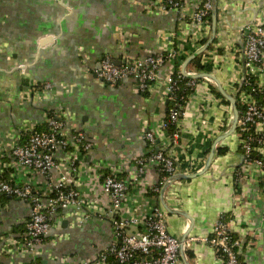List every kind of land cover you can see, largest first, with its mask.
<instances>
[{
	"label": "crops",
	"instance_id": "1",
	"mask_svg": "<svg viewBox=\"0 0 264 264\" xmlns=\"http://www.w3.org/2000/svg\"><path fill=\"white\" fill-rule=\"evenodd\" d=\"M201 1L187 0L183 12H161L151 0H0V177L29 184L43 199L49 195L51 184L59 172L68 169V163L61 161L59 168L41 174L14 161L10 147L15 137L22 141L31 132H23V127H45V115L51 111L69 112L70 125L84 131L92 142L76 176L84 202L81 209L69 207L57 213L34 257L23 251L11 256L2 253L4 237L20 241L21 226L31 205L0 193V262L103 264L99 256L113 241L114 232L105 216L110 201L103 191L102 177L112 171L129 183L118 214L123 219H138L130 226L131 232L141 231L145 216L160 207L165 210L169 232L181 238L190 220L168 212L160 193L151 192L160 178L151 153L166 140L156 137L151 144L143 137L165 117L160 91L164 77L174 68V59L160 67L158 87L146 95L135 90L131 79L111 86L102 84L94 77V70L103 55L121 61L126 56L142 58L161 50L176 51L181 68L183 60L202 45L201 37L191 38L195 29L189 18ZM215 5L216 39L200 62L228 93H233L243 79L242 29L248 23L264 22V0H216ZM187 68L191 69L189 64ZM45 82L52 87L44 96L24 95L25 89ZM209 83L213 82H198L185 106L179 139L166 145L176 162L175 173L200 170L215 138L231 125V105L221 102ZM227 138L216 144L205 172L174 180L164 188L163 201L168 208L193 219L187 239H194L185 247L191 253L190 264H218L213 249L200 238L211 233L224 212L233 218L234 230L243 238L239 249L242 262L264 264V190L260 180L249 175L235 190L233 172L240 165V154L235 151V137ZM218 147L228 150L220 154ZM62 155L64 152L58 151L57 160ZM139 159H143L141 172ZM82 212L91 216L79 222ZM106 264L119 263L113 259Z\"/></svg>",
	"mask_w": 264,
	"mask_h": 264
},
{
	"label": "built area",
	"instance_id": "2",
	"mask_svg": "<svg viewBox=\"0 0 264 264\" xmlns=\"http://www.w3.org/2000/svg\"><path fill=\"white\" fill-rule=\"evenodd\" d=\"M186 2L187 0H151V4L161 12L167 10L183 12L187 8ZM212 5V0H202L193 7L189 15L193 29H195L191 36L193 40L209 36L210 21L207 18ZM175 55L177 54L174 50H161L142 58L126 56L121 59L119 64L110 55H103L99 59V66L94 70V77L102 84L110 86L124 79H131L137 92L151 93L158 87L160 67L166 60L174 59ZM240 58L244 70L245 87L236 86L233 93H230L235 96L236 103L241 107V110H238L239 117L236 128L231 134L235 137V151L240 154V165L233 172V186L236 185L235 190H237L240 181L249 175V177L259 179L264 190L263 21L248 23L242 29ZM187 71L189 73L197 72L188 68ZM203 79L185 77L180 68L178 71H175L174 68L171 69L162 82L160 92H162L163 102L165 103L166 99L173 100L175 91L181 85L193 89L194 92L198 82ZM51 87V83L48 82L42 85L37 84L25 89L24 95L28 98L42 97L45 92L50 91ZM257 93H260V98L256 97ZM185 106L176 101L168 110L167 120L162 119L154 129H148L143 134L144 139L151 144L155 143L156 137L165 138L167 143H163L162 147L159 145L158 149L151 153V159L156 161L158 171L162 173L158 183L151 187V192L156 195L160 193L161 186L168 177L174 174L177 169L175 160L167 151L165 152V148L166 145L173 144L179 139ZM71 118L69 112L51 111L45 115L43 121L45 127L41 129L23 127V132L30 130L31 132H28L22 141L19 140V136L13 139L10 155L23 167L46 174L51 169L59 168V162L66 161L68 169L59 172V178L51 184L50 193L44 199L40 195H35L29 184H18L0 177L1 194L28 201L31 205V212L24 222V231L21 233L20 241L16 242L11 236L4 237L1 240L4 245L2 253L7 252L11 256L16 252L23 251L34 257L39 252V245L51 231L57 213L69 207L81 209L84 202L77 189L76 176H78V164L91 150L92 142L84 131L70 125ZM169 123H174L175 126L171 133L166 132ZM58 151H63L64 155L57 160L56 153ZM142 162L143 159H139V172L142 170ZM134 180H137V176L134 177ZM102 188L110 201L105 216L111 222L114 239L109 247L100 254L99 262L106 264L112 257L119 264H183L179 254V239L169 232L164 209L152 208L142 222V230L131 232L130 226L137 224L138 219L134 216L123 219L118 214L127 195L129 183L120 178L118 173L112 171L103 175ZM97 215L101 217L102 213ZM90 216V213L82 212L79 222ZM233 222V218L228 212L221 213L211 233L200 238L213 249L218 264H244L239 256L243 238L235 232ZM193 239H186L185 247ZM0 264L3 263L0 262Z\"/></svg>",
	"mask_w": 264,
	"mask_h": 264
},
{
	"label": "water",
	"instance_id": "3",
	"mask_svg": "<svg viewBox=\"0 0 264 264\" xmlns=\"http://www.w3.org/2000/svg\"><path fill=\"white\" fill-rule=\"evenodd\" d=\"M215 1L216 0H212L213 5L211 8V24H210V34L208 36V38L206 39V41L194 52H192L190 55H188L182 62L181 64V73L188 78H195V79H203V78H207L209 80H211L214 85L216 86L218 92L229 102V104L231 105L232 108V119H231V125L230 127L227 129V131H225L224 133H221L219 136H217L214 140V142L211 145L210 151L208 153L207 159L203 165V167L194 172V173H189V174H182V173H174L171 176L168 177V179L164 182V184L161 187L160 190V200L162 202V205L164 206V208L168 211V212H176V213H180L182 215H184L185 217H187L190 220V225L189 227L186 229V231L183 233V235L181 236V238L179 239L180 242V247H179V254H180V258L182 260L183 264H190L188 257L186 255L185 252V240L187 239L188 233L193 225V219L185 212L182 211H176V210H171L168 208V206L165 204V202L163 201V192H164V188L167 185V183H171L174 180L177 179H189V178H193L199 174H202L203 172H205L208 167L210 166L211 160L213 158L214 152H215V148H216V144L223 140L224 138L228 137L229 135H231L235 128H236V124H237V120L239 117V111L237 108V103H236V99L235 96L231 95L230 93H228L222 86L221 82L219 81V79L212 73L208 72V71H197V72H193V73H189L187 71V65L191 62V60L196 57L197 55L203 53L210 44L213 43L215 35H216V23H217V12H216V5H215ZM117 64L120 63V61H115ZM99 66V64L97 65Z\"/></svg>",
	"mask_w": 264,
	"mask_h": 264
},
{
	"label": "trees",
	"instance_id": "4",
	"mask_svg": "<svg viewBox=\"0 0 264 264\" xmlns=\"http://www.w3.org/2000/svg\"><path fill=\"white\" fill-rule=\"evenodd\" d=\"M207 19H208L209 21L211 20V12L209 13ZM207 38H208V37H207ZM207 38H202V39L200 40V43L203 44V43L206 41ZM215 39H216V38H214V41H215ZM214 41H213V42H214ZM210 47H211V44L208 46L207 49H209ZM202 55H203V53L197 55L196 57H194V58L191 60V62L189 63V65H190V67H191V70H193V71H205V70H206V66L203 65V64L200 62ZM179 61H180V59H178L177 55H175V57H174V69H175V71H178V68H179ZM236 86L239 87V88L245 87V85H244V79H242V81H241L240 83L236 84ZM209 87H210L211 91L215 94L216 97L220 98L221 101H222L223 103L229 105V102H228V101H227V100H226V99H225V98H224V97L218 92L216 86H215L213 83H209ZM192 93H193V89H191V88H187V87H185L184 85H181V87L175 91V93H174L175 98H174L173 100H170V99H166V100H165L166 114H165V118H164V119L167 120L168 110H169V108L173 105V103H175V102L177 101L180 105H183V106L186 105V103H187V101H188V98H189V95H191ZM141 94H142V95H146V94H148V92H145V93L142 92ZM256 97H257V98H260V93H257V94H256ZM237 108H238L239 111L241 110V107H240L239 104H237ZM41 128H43V127H39V128H37V129H41ZM174 129H175L174 123H173V124H172V123H169V124H168V127H167V129H166V132H167V133H171V132L174 131ZM227 150H228L227 147H218V148H217V151H218V153H220V154H224V153H226ZM166 151H167V149L165 150V152H166ZM161 175H162V173L160 172V173H159V177H160ZM161 187H162V186H161ZM235 187H236V185L234 186V188H235ZM3 195H5V194H3ZM5 196H6V195H5ZM21 230L24 231V225L21 226ZM185 252H186L187 257L190 258V257H191V253H190V251H189V250H186ZM240 259H241V258H240ZM112 260H113V258L111 257V258L109 259V262H110V261L112 262Z\"/></svg>",
	"mask_w": 264,
	"mask_h": 264
},
{
	"label": "rangeland",
	"instance_id": "5",
	"mask_svg": "<svg viewBox=\"0 0 264 264\" xmlns=\"http://www.w3.org/2000/svg\"><path fill=\"white\" fill-rule=\"evenodd\" d=\"M234 136V135H233ZM230 137V136H229ZM231 137H232V135H231ZM234 139V138H233ZM227 140L229 141L230 140V138H227Z\"/></svg>",
	"mask_w": 264,
	"mask_h": 264
}]
</instances>
